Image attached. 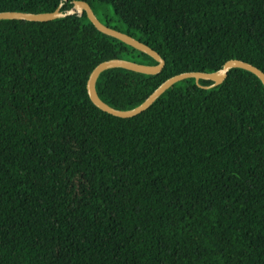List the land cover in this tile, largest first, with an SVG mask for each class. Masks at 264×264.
I'll use <instances>...</instances> for the list:
<instances>
[{"label": "trees", "instance_id": "trees-1", "mask_svg": "<svg viewBox=\"0 0 264 264\" xmlns=\"http://www.w3.org/2000/svg\"><path fill=\"white\" fill-rule=\"evenodd\" d=\"M74 1L166 61L156 75L103 72L113 108L230 60L264 71V0H0V12ZM111 59L158 64L86 13L0 21V264H264L263 82L240 68L210 89L187 79L125 119L88 92Z\"/></svg>", "mask_w": 264, "mask_h": 264}, {"label": "water", "instance_id": "water-1", "mask_svg": "<svg viewBox=\"0 0 264 264\" xmlns=\"http://www.w3.org/2000/svg\"><path fill=\"white\" fill-rule=\"evenodd\" d=\"M63 5H61L55 12L49 13H25V12H0V21L1 20H23V21H31V22H49L52 20H56L59 18H64L72 15L83 16L85 13L87 14L89 20L95 25V27L102 33L119 39L120 41L150 55L153 57L158 64L157 65H148V64H140L129 60L124 59H111L105 61L98 65L92 72L89 81H88V92L93 103L100 108L102 111L119 117V118H133L136 117L143 112L147 111L165 92H167L170 88H172L177 83L187 80V79H196L197 83L200 80H208L213 81L214 83L210 86H205V89H210L217 87L224 83L227 79L229 72L234 68H240L247 70L253 74H255L264 84V71L259 69L258 67L250 64L248 62L242 60H230L228 61L222 70L214 73H204V72H186L176 76L171 77L167 81H165L159 88H157L154 93L140 106L131 109V110H119L113 108L106 102H104L98 92H97V81L100 75L110 69L114 68H123L131 71H135L141 74L146 75H156L163 71L166 61L165 59L153 48H151L148 44L141 42L140 40L130 36L127 33L118 31L113 29L107 25H105L101 20L97 17L94 10L86 1H74V6L72 9L67 12L62 11Z\"/></svg>", "mask_w": 264, "mask_h": 264}, {"label": "rangeland", "instance_id": "rangeland-1", "mask_svg": "<svg viewBox=\"0 0 264 264\" xmlns=\"http://www.w3.org/2000/svg\"><path fill=\"white\" fill-rule=\"evenodd\" d=\"M111 9H112V7H111ZM112 10H113V9H112ZM98 16H99L100 18H103V17H104L101 11L98 12Z\"/></svg>", "mask_w": 264, "mask_h": 264}]
</instances>
